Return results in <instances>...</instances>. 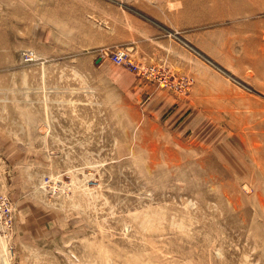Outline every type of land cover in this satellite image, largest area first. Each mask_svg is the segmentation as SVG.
<instances>
[{"label":"rangeland","instance_id":"374dc122","mask_svg":"<svg viewBox=\"0 0 264 264\" xmlns=\"http://www.w3.org/2000/svg\"><path fill=\"white\" fill-rule=\"evenodd\" d=\"M0 194V264H264V0H0Z\"/></svg>","mask_w":264,"mask_h":264},{"label":"built area","instance_id":"2783aa9c","mask_svg":"<svg viewBox=\"0 0 264 264\" xmlns=\"http://www.w3.org/2000/svg\"><path fill=\"white\" fill-rule=\"evenodd\" d=\"M104 56H108L116 64L130 68L144 79L156 82L160 87L168 85V80L161 70L157 69L153 64H143L137 61L127 47H120L108 54L103 51L101 58ZM174 87L181 90L185 87V82L182 79L178 80L174 84ZM13 220L14 214L11 201L6 195L0 194V223L5 229L10 231L13 228Z\"/></svg>","mask_w":264,"mask_h":264},{"label":"bare ground","instance_id":"6f19581e","mask_svg":"<svg viewBox=\"0 0 264 264\" xmlns=\"http://www.w3.org/2000/svg\"><path fill=\"white\" fill-rule=\"evenodd\" d=\"M129 51H131L130 49H128ZM131 53H132V51H131ZM133 54V53H132ZM143 78V77H142ZM1 224V223H0Z\"/></svg>","mask_w":264,"mask_h":264}]
</instances>
